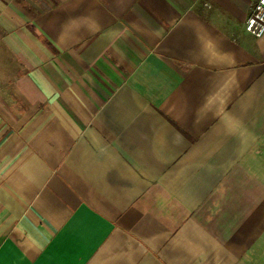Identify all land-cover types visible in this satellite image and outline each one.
I'll use <instances>...</instances> for the list:
<instances>
[{
    "label": "crops",
    "instance_id": "0c3cea01",
    "mask_svg": "<svg viewBox=\"0 0 264 264\" xmlns=\"http://www.w3.org/2000/svg\"><path fill=\"white\" fill-rule=\"evenodd\" d=\"M254 0H0V264H262Z\"/></svg>",
    "mask_w": 264,
    "mask_h": 264
},
{
    "label": "built area",
    "instance_id": "2783aa9c",
    "mask_svg": "<svg viewBox=\"0 0 264 264\" xmlns=\"http://www.w3.org/2000/svg\"><path fill=\"white\" fill-rule=\"evenodd\" d=\"M244 28L255 37L264 34V0H254L252 9L245 19Z\"/></svg>",
    "mask_w": 264,
    "mask_h": 264
},
{
    "label": "rangeland",
    "instance_id": "374dc122",
    "mask_svg": "<svg viewBox=\"0 0 264 264\" xmlns=\"http://www.w3.org/2000/svg\"><path fill=\"white\" fill-rule=\"evenodd\" d=\"M262 264H264V243H263V252H262Z\"/></svg>",
    "mask_w": 264,
    "mask_h": 264
}]
</instances>
